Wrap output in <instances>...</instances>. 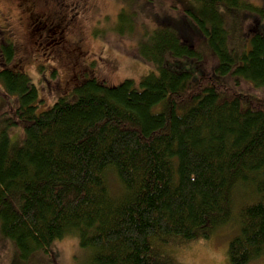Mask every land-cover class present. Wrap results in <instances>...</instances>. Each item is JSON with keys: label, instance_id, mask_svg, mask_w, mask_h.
<instances>
[{"label": "trees", "instance_id": "trees-1", "mask_svg": "<svg viewBox=\"0 0 264 264\" xmlns=\"http://www.w3.org/2000/svg\"><path fill=\"white\" fill-rule=\"evenodd\" d=\"M192 1L195 39L159 20L140 44L154 68L139 84L87 78L49 108L1 44L0 83L17 105L0 110V231L17 261L74 237L90 264H180L167 244L236 226L231 262L264 257V7ZM206 52L215 74L165 65Z\"/></svg>", "mask_w": 264, "mask_h": 264}, {"label": "rangeland", "instance_id": "rangeland-1", "mask_svg": "<svg viewBox=\"0 0 264 264\" xmlns=\"http://www.w3.org/2000/svg\"><path fill=\"white\" fill-rule=\"evenodd\" d=\"M251 1L264 7V0ZM174 3L175 7L170 0H0V47L5 41L14 44L15 58L9 68L26 72L44 100L42 106L49 108L60 95L87 78L108 85L126 79L139 84L141 77L154 68L140 54V44L163 26L159 23L162 18L170 17L182 37L186 30L192 33L187 37L195 39L199 30L192 16L195 3ZM259 28L264 33V19ZM205 56L209 52L200 60L168 57L165 65L174 71L193 72L196 77L215 74L217 58ZM259 91H264V86ZM16 105L17 99L7 96L0 83V110ZM16 130L12 133L14 140ZM235 228L224 227L208 239L172 241L165 249L180 264H233L228 247L236 235ZM90 256L91 252L71 237L56 242L49 257L19 262L13 243L0 231V264H90ZM263 262L264 257H259L249 264Z\"/></svg>", "mask_w": 264, "mask_h": 264}]
</instances>
